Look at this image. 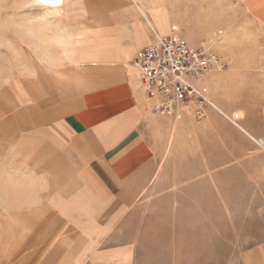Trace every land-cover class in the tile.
Returning <instances> with one entry per match:
<instances>
[{
  "label": "crops",
  "instance_id": "obj_1",
  "mask_svg": "<svg viewBox=\"0 0 264 264\" xmlns=\"http://www.w3.org/2000/svg\"><path fill=\"white\" fill-rule=\"evenodd\" d=\"M238 1L263 29V70L219 72L226 66L219 56L223 68L204 80L212 102L205 115L190 104L178 116L189 126L195 118L187 140L194 141L195 176L180 171V189L196 191L190 215L181 201L172 214L171 198L143 197L175 118L152 111L133 63L156 34L206 47L186 32L194 22L192 4L62 1V60L81 92L44 134L68 157L71 178L34 204L29 228L0 264H221V253L231 255L227 264H264V0ZM10 129L19 134L22 125ZM0 189L6 204L29 200L20 188ZM172 218L181 223L174 230Z\"/></svg>",
  "mask_w": 264,
  "mask_h": 264
},
{
  "label": "rangeland",
  "instance_id": "obj_2",
  "mask_svg": "<svg viewBox=\"0 0 264 264\" xmlns=\"http://www.w3.org/2000/svg\"><path fill=\"white\" fill-rule=\"evenodd\" d=\"M189 4L194 22L186 32L203 38V45L225 59L219 72L263 70V62L258 61L263 29L250 22L238 0H189ZM56 14L31 0H0V188H20L29 199L21 206L9 205L0 191V258L29 228L34 204L46 202L71 178L68 157L44 134L45 125L71 110L81 92L69 62L62 60L67 57L61 44L66 37ZM52 55L60 60L52 61ZM174 118L157 153L154 183L143 197L171 198L172 214L180 212L182 202L190 215L196 212V191L180 189L181 180L185 181L180 171L181 167L191 175L196 171L194 141H187L195 132V118L191 126ZM19 124L20 135L10 134V127ZM169 185L172 189H154ZM172 219L174 230L181 223ZM187 229H193L190 222ZM230 256L221 253V264Z\"/></svg>",
  "mask_w": 264,
  "mask_h": 264
},
{
  "label": "built area",
  "instance_id": "obj_3",
  "mask_svg": "<svg viewBox=\"0 0 264 264\" xmlns=\"http://www.w3.org/2000/svg\"><path fill=\"white\" fill-rule=\"evenodd\" d=\"M133 64L152 111L173 117L190 104L205 115L206 106L212 104L204 87L205 76L224 66L210 48L192 47L177 34H156Z\"/></svg>",
  "mask_w": 264,
  "mask_h": 264
},
{
  "label": "bare ground",
  "instance_id": "obj_4",
  "mask_svg": "<svg viewBox=\"0 0 264 264\" xmlns=\"http://www.w3.org/2000/svg\"><path fill=\"white\" fill-rule=\"evenodd\" d=\"M62 1L63 0H31V3H36V4L40 3V4H42L44 6V8H46V10L49 12V14L50 13L51 14H54V13L56 14V12L58 11L59 5L62 4ZM3 62L4 61H2L1 63H3Z\"/></svg>",
  "mask_w": 264,
  "mask_h": 264
}]
</instances>
